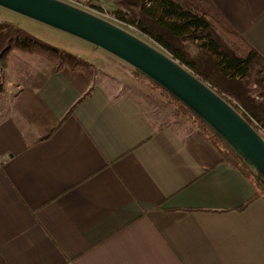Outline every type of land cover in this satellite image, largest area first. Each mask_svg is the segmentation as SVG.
<instances>
[{"label":"crops","instance_id":"1","mask_svg":"<svg viewBox=\"0 0 264 264\" xmlns=\"http://www.w3.org/2000/svg\"><path fill=\"white\" fill-rule=\"evenodd\" d=\"M212 1L264 56V0ZM4 74L0 264H264V198L199 130L41 55Z\"/></svg>","mask_w":264,"mask_h":264},{"label":"trees","instance_id":"2","mask_svg":"<svg viewBox=\"0 0 264 264\" xmlns=\"http://www.w3.org/2000/svg\"><path fill=\"white\" fill-rule=\"evenodd\" d=\"M112 14L117 24L127 29L134 27L140 37L156 44L209 84L264 137V56L212 0H120ZM14 50L41 55L56 64L58 70H82L92 79L97 72L87 60L37 39L16 24L1 23L0 67L7 66ZM131 69L133 78L149 89L154 102L164 101L167 108L173 107L175 117L204 134L219 150L222 162L249 177L256 187V197L264 198V178L219 134L167 89L143 72Z\"/></svg>","mask_w":264,"mask_h":264},{"label":"water","instance_id":"3","mask_svg":"<svg viewBox=\"0 0 264 264\" xmlns=\"http://www.w3.org/2000/svg\"><path fill=\"white\" fill-rule=\"evenodd\" d=\"M0 7L86 41L143 72L186 104L264 178L262 134L169 53L113 21L62 0H0Z\"/></svg>","mask_w":264,"mask_h":264},{"label":"rangeland","instance_id":"4","mask_svg":"<svg viewBox=\"0 0 264 264\" xmlns=\"http://www.w3.org/2000/svg\"><path fill=\"white\" fill-rule=\"evenodd\" d=\"M119 1L104 0L99 11L117 22L112 12L118 8ZM1 21H12L37 39L87 60L97 69L100 82L104 83L110 95L129 99L156 125L170 126L184 137L194 132L195 128L188 121L175 117L173 107L167 108L162 100L154 102L149 89L131 75V67L115 56L77 37L0 7V24ZM5 78L4 68L0 67V87L6 82Z\"/></svg>","mask_w":264,"mask_h":264},{"label":"built area","instance_id":"5","mask_svg":"<svg viewBox=\"0 0 264 264\" xmlns=\"http://www.w3.org/2000/svg\"><path fill=\"white\" fill-rule=\"evenodd\" d=\"M62 1L68 2L70 4L77 6V7L86 9L88 11H91L92 13H95V14L102 16V17H104L110 21H113L109 15H106L104 12L99 11V6H100L99 1L100 0H62ZM129 30L134 32L135 34H137V32H135L136 30L134 27H130Z\"/></svg>","mask_w":264,"mask_h":264}]
</instances>
